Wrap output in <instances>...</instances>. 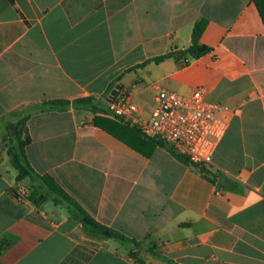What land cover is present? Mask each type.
Segmentation results:
<instances>
[{
    "label": "crops",
    "instance_id": "1",
    "mask_svg": "<svg viewBox=\"0 0 264 264\" xmlns=\"http://www.w3.org/2000/svg\"><path fill=\"white\" fill-rule=\"evenodd\" d=\"M13 2L0 0V264H264V0ZM200 21L211 51L150 61L188 48ZM127 73L156 104L158 87H202L235 110L205 164L227 183L208 181L168 145L116 137L91 110L31 117L33 168L137 245L91 232L66 204L40 198L17 180L7 151L12 112L86 96L107 107Z\"/></svg>",
    "mask_w": 264,
    "mask_h": 264
},
{
    "label": "trees",
    "instance_id": "2",
    "mask_svg": "<svg viewBox=\"0 0 264 264\" xmlns=\"http://www.w3.org/2000/svg\"><path fill=\"white\" fill-rule=\"evenodd\" d=\"M10 2L14 3L13 0H10ZM259 7L264 18V11L261 4ZM204 26L205 21L196 23L193 31V42L188 48L182 50H171L170 52L152 58L150 61L160 63L168 58H174L178 62L187 63L189 56L196 58L208 53L211 51V48L206 45H202L199 41ZM113 87L114 84H111L109 92L113 89ZM121 88L123 89V86ZM69 108L87 109L93 111L96 113L95 123L102 126L116 137L120 136L118 133L119 131L130 132L138 136L147 137L138 128L130 126L120 120L117 116L113 115L107 107L99 104L97 99L93 96L80 97L74 100H45L38 106L16 110L10 115L12 122L7 125V151L10 157V162L17 172V180L22 181L24 179H29L32 186H38L40 192L46 191L49 196L52 197L56 205L66 204L70 209L71 217L79 221L87 230L104 235L108 238L116 239L122 243L133 242L136 245L139 244L137 240H134L120 231L96 220L76 199L70 196L52 176L38 173L31 165L26 151L27 146L31 142L28 125L31 117L39 112L51 110L64 111ZM148 138L160 146H166V144L159 140L150 137ZM169 150L180 162L196 167L208 181L216 183L219 178H224L226 183L229 182L223 174H216L212 172L205 166V164L193 163L187 156L176 154L171 148H169Z\"/></svg>",
    "mask_w": 264,
    "mask_h": 264
},
{
    "label": "built area",
    "instance_id": "3",
    "mask_svg": "<svg viewBox=\"0 0 264 264\" xmlns=\"http://www.w3.org/2000/svg\"><path fill=\"white\" fill-rule=\"evenodd\" d=\"M156 91L157 104L150 113L135 101L136 92L130 90L107 95V108L123 122L168 145L176 154L187 156L191 162L211 163L227 132L225 116L235 110L226 103L210 102L202 87L190 94L161 87Z\"/></svg>",
    "mask_w": 264,
    "mask_h": 264
},
{
    "label": "rangeland",
    "instance_id": "4",
    "mask_svg": "<svg viewBox=\"0 0 264 264\" xmlns=\"http://www.w3.org/2000/svg\"><path fill=\"white\" fill-rule=\"evenodd\" d=\"M135 80V75L133 73H127L123 77L122 84L124 86V90L126 91H135V96L134 99L135 101L141 106L144 107V110L147 113H150L153 111V109L156 106V103L153 100V93L145 92L142 91V87L140 85H137L136 88L131 87L132 84L134 83ZM101 104V102H99ZM102 105V104H101ZM38 186L36 185L37 193L39 194V197H47L49 194L46 191L40 192L39 189L37 188Z\"/></svg>",
    "mask_w": 264,
    "mask_h": 264
},
{
    "label": "water",
    "instance_id": "5",
    "mask_svg": "<svg viewBox=\"0 0 264 264\" xmlns=\"http://www.w3.org/2000/svg\"><path fill=\"white\" fill-rule=\"evenodd\" d=\"M120 88H121V85H117V86L114 88V90L111 92V96L116 95V94L119 92Z\"/></svg>",
    "mask_w": 264,
    "mask_h": 264
}]
</instances>
